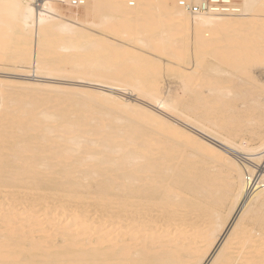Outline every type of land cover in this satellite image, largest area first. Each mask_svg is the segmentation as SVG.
Listing matches in <instances>:
<instances>
[{
	"label": "bare ground",
	"instance_id": "1",
	"mask_svg": "<svg viewBox=\"0 0 264 264\" xmlns=\"http://www.w3.org/2000/svg\"><path fill=\"white\" fill-rule=\"evenodd\" d=\"M81 1L79 6L75 0H40L38 8L33 0H0V46L4 41H9L8 49L17 45L18 70L35 80L53 78L64 70L56 68L55 52L92 50L94 56L75 65L88 63L93 71L77 73L115 80L160 109L176 112L174 103L182 93L176 90L163 98L159 83L150 84L160 76L159 64L153 63L146 75L123 71L126 81L105 74L118 72L131 59L147 69L151 63L146 54L162 53L174 63L169 70L182 71L181 90L192 84L207 87L215 102L232 90L227 84L234 76L244 73L254 80L245 93L250 102L259 103L245 113H263L264 0H235L226 12L196 15L182 0ZM81 7L84 13L79 15ZM82 30L99 33L85 35ZM188 42L194 49L192 70L181 69L179 63ZM27 85L53 87L35 81ZM203 99L191 105L203 108ZM130 104L142 114L126 130L102 116L93 130L91 116L74 125L55 121L52 126L35 109L10 114L0 105V264H264V254L249 253L246 247L250 235L264 225V173L259 169L253 178L254 163L264 156V121L247 129L238 144L191 122L198 132L233 149L227 152L194 131H183L148 105L123 101L126 115L137 114ZM238 119L222 117L219 122L231 132ZM246 125L235 123L238 128ZM39 127H46L42 142L36 141V133L27 141L18 136ZM151 134L160 138L139 142ZM253 138L261 143L254 146ZM181 139L195 146L196 154H208L203 166L186 161ZM9 140L13 152L3 154ZM162 142L163 157L157 159L149 150ZM237 210L240 217L235 219ZM230 226L234 228L215 256ZM233 240L243 246L234 247Z\"/></svg>",
	"mask_w": 264,
	"mask_h": 264
},
{
	"label": "rangeland",
	"instance_id": "2",
	"mask_svg": "<svg viewBox=\"0 0 264 264\" xmlns=\"http://www.w3.org/2000/svg\"><path fill=\"white\" fill-rule=\"evenodd\" d=\"M173 1L174 0H169L168 2L173 3ZM86 5H90L89 1ZM62 7L65 8L66 5H62ZM81 8L82 9L79 15L84 13L83 7ZM81 32L84 34L88 33L92 35L99 33L96 30L90 32L82 30ZM8 42L9 41H4L3 44L0 46L2 56V59H0V89L3 90V93L0 94V105L6 106L7 113L10 114L20 113L27 115L30 113L29 111L35 109V112L38 114L41 121L43 123L53 122L54 124L51 123L53 124L52 126L57 125L55 121H67L70 125H74L75 123H79L82 118L91 116L93 117V120L91 122L92 125L89 127V129L92 130L93 128L98 127L100 125L96 120L98 119V117L102 116L106 118L110 124L113 125L115 123L117 124L119 129L126 130V128L130 126L131 121L137 118L139 114H142V111L137 108V106L130 104L132 106L130 109L135 110L137 114L126 115L127 113L125 111L126 109L123 106V101H131L132 103H139L144 106L148 105L156 114L170 119V121L173 123H178V126L183 131H194L199 134L202 140L212 142V144L218 146L222 150H227V152H232L233 149H230V147L226 146L224 143L220 142L215 137L198 132L193 126H191V122L197 123L198 125H206L205 127L209 129V133L216 136H220L222 138H230L232 141H235V143L238 144L240 142L239 137L243 133L247 132V129H251L252 126L259 124L261 121H264V110H260L263 113H261V115L260 113H258L256 116H248V114L245 113L247 108H251V104L258 106L259 103L249 101L248 94L245 92L253 88L252 84L254 80H248L244 76V73L236 74L233 80H231L227 84L232 88V90H225L227 94H222V98H220L221 101L215 102V97L212 98L215 95L213 93H209L207 91V87L202 88L200 86H197V84H192L190 88L181 90V78L179 72L182 71L180 70V68L178 70L176 69V71L169 70L168 68L171 65L173 66L174 63H170L172 60H170L168 56L163 55L162 53L146 54L145 60L151 63L147 69H144V67L140 69V65L131 59L122 62L118 69V72L112 74H110L111 71L109 73L105 72V74H108L111 78L119 77L126 81L129 79L125 76L123 71L128 69V71H132L136 74L146 75L148 71H150V69L153 67V63L155 65L159 64V67H161L160 76L158 77V79L150 80V84L159 83L160 87L162 88L163 93L161 96L163 98L169 96L172 97V94L176 90L182 93V96L178 98V100L174 103L178 110L176 112H168L164 109H160L156 102L150 103L148 100L144 99L142 95L132 90H127V87L117 83V81L115 80L108 78H95L92 75L85 76L80 73H77L78 69L82 72L93 71V66L88 63H84L82 67H77V65H75L78 60L84 62L85 58H90L94 56L92 50H81L79 52H76L77 49H74L72 51H67L66 53L55 52L53 55V62L54 64L55 61L59 63V67L57 66L56 68H62L64 70L61 72H54L53 78H41L40 80H35L32 75L24 73V71L22 72L18 70V68L16 67V65H18V49L16 47L17 45H13L14 49L13 47L11 49H8ZM258 42H260V40ZM262 42L263 40L261 41V45ZM188 43L189 44L186 45L188 51L183 53V59L179 63L181 64V69L188 70L191 68L192 70L195 68L193 63L194 49L193 44L190 42ZM95 50L98 49L96 48ZM100 55L101 53H97L96 56ZM110 66L111 63L109 64V67ZM252 68L254 69V67ZM257 69L258 68H256L254 71H256ZM103 73L104 72H102V74ZM258 73L260 74V71ZM29 81L52 85L53 87H29L27 85V82ZM61 86H66L67 89H63L64 87ZM201 93L203 95V98L205 99H203V102H201L200 105L204 107L196 109L191 105V101L196 102L198 97H202ZM215 94L220 95L219 91H217ZM34 96H47V98L51 97L54 99L46 101L47 99L41 100L39 98L37 99V97ZM50 112L55 113L56 116L54 119L44 117L42 114ZM242 115L243 118H240V116ZM209 117H211L212 120H209ZM222 117H227L228 119L233 120L239 118L238 121L232 122L231 124V127H235L236 130H231V132H229L227 129H225L219 122V119H222ZM250 121H252V123L248 124ZM236 122H244L247 125L243 128H238L235 126ZM45 129L46 127L35 128L33 131H29L25 134H18V136H21L22 141H27L29 138H31L34 133H36V141L42 142L44 140H42L41 138L44 134H46L44 132ZM148 130H155V127H150V129ZM141 131H144V129H141ZM176 133L177 132H175V134ZM121 135H123V133H121ZM164 135H166V137H169L167 133ZM173 136H175L174 133L172 134V137ZM155 138L159 139L160 137L154 136L153 134H151L150 136L142 135V137L139 138V142L144 144L146 140H152ZM161 138H163V134L161 135ZM261 140L264 141V138H262ZM261 140L259 138H253L254 146H258L261 143ZM12 141L13 140H9L3 145V154H11L13 152V150H11ZM179 144L181 148V153L186 156L187 162L198 161L199 166H203V164L201 163L203 158H209L206 152H202L203 155L196 154V147L187 144V142L183 139H181ZM154 149L155 150H149V153L151 155L155 153L154 157L157 159H159V157H163V153L161 152L163 150V142L157 145V147H155ZM263 150L264 148L261 151ZM169 156L173 155L170 154ZM243 157L246 159L249 158V155L243 154ZM142 160H144V158L139 159V161ZM186 161H182L181 166H184V164H186ZM254 166L255 171L256 169L257 171L256 173L254 172L253 178H256L257 174L261 172L264 173V156L261 161L255 162ZM259 169L261 170V172H259ZM239 212L240 210H237L235 219H238L240 217ZM262 221L264 222V218L262 219ZM233 228L231 226L229 227V231L226 233L225 238L221 240L220 244L214 252L215 256L218 254L220 249H222V246L224 245L227 237L232 232ZM263 229L264 225H261L258 227L259 232L252 233L250 235V243L246 246L250 249H248L247 252L255 254V252L259 251L261 252V254H264ZM233 241L236 242V245L234 247L238 248L243 246H237V244H239L238 240Z\"/></svg>",
	"mask_w": 264,
	"mask_h": 264
},
{
	"label": "built area",
	"instance_id": "3",
	"mask_svg": "<svg viewBox=\"0 0 264 264\" xmlns=\"http://www.w3.org/2000/svg\"><path fill=\"white\" fill-rule=\"evenodd\" d=\"M38 8H42L40 0H33ZM235 0H182L181 5L192 15L208 14L214 12H226L231 9ZM74 5H82L83 1L75 0Z\"/></svg>",
	"mask_w": 264,
	"mask_h": 264
}]
</instances>
